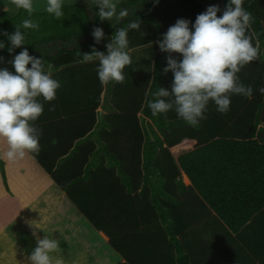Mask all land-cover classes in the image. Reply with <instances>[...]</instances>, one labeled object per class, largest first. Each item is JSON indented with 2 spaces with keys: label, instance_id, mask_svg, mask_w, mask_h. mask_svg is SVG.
I'll use <instances>...</instances> for the list:
<instances>
[{
  "label": "trees",
  "instance_id": "obj_1",
  "mask_svg": "<svg viewBox=\"0 0 264 264\" xmlns=\"http://www.w3.org/2000/svg\"><path fill=\"white\" fill-rule=\"evenodd\" d=\"M82 1L63 3L64 16L59 20L33 11L31 19L39 29L28 30L24 47L43 60L45 71L88 62L98 66L97 57L85 60L84 54H91L93 48L106 54L105 45L117 28H128L132 21L141 24L140 30H129L128 53L150 49L155 56L151 59L154 82L136 109L145 115L139 161L130 166L118 161V168L111 164L109 172L128 192L141 190L152 200L148 202L150 214L143 213L141 222L127 221L124 227L117 226L121 217L106 218L103 227L71 192L77 182L96 179L101 171L88 168L78 173L70 164L60 165L57 161L68 153L50 162L40 150L32 156L121 257L118 264H264V95L258 91L264 87V0H243L252 17L247 34L259 52L250 68L245 65L248 73H240L239 80L253 88L252 97L246 98L245 107L235 106L239 100L232 96L234 105L223 114L210 102L206 118L196 127L178 118L174 110L152 116L148 101L160 87L171 90L173 81L171 72H163L167 54L156 42L179 16L193 20L212 5L220 7V16L228 0H121L117 11L128 10L129 16L119 24L115 17L100 21L97 0ZM1 18L4 32L11 35L29 17L20 9L15 16L4 13ZM96 27L105 36L99 44L92 35ZM21 50L15 49L13 56ZM0 56L5 58L0 68L14 71L9 63L12 56L3 50ZM146 118L154 123L150 128L156 125L161 132L153 133L154 143ZM181 148L188 151L175 157Z\"/></svg>",
  "mask_w": 264,
  "mask_h": 264
},
{
  "label": "crops",
  "instance_id": "obj_2",
  "mask_svg": "<svg viewBox=\"0 0 264 264\" xmlns=\"http://www.w3.org/2000/svg\"><path fill=\"white\" fill-rule=\"evenodd\" d=\"M72 2L63 3H80L77 1L71 4ZM181 18L186 19L187 16H179L175 20ZM129 55L132 65L125 69V79L122 83L102 82L97 75L98 66L92 62L51 72L61 87L57 90L54 101L44 102L41 99L44 111L34 122V126L41 133L40 151L47 162L55 161L59 156L68 153L65 158H59L57 162L60 165L70 164L71 169L78 173L88 168L101 171L96 179L94 177L77 182L71 192L75 200L82 203L89 215L96 218V222L103 227L106 218L114 220V217H121L122 221L118 222L117 226L122 227L127 221L130 224L141 222L143 213L150 214L148 202L152 201L147 200L141 190H136L134 194L128 192L123 182L119 183L113 172H109L111 164L118 168L115 165L118 161L128 166L139 161L141 120L145 119V115L140 110L136 112V109L142 95H148L154 82L151 65L154 51L141 49ZM174 55L179 58L178 54ZM247 67L244 66L238 76L240 73L247 74ZM233 96L235 101L239 100L235 102V106H247L245 97ZM232 102L233 99V106ZM150 123L154 124L152 119L146 118L145 124L151 142L154 143L156 139L153 133L161 132L156 125L150 128ZM7 150V143L0 140V161L2 160L5 170L3 178L12 192L4 190L5 192L0 193V223L3 224V220H6L5 227H0V240L8 235L12 243L17 244L18 253L15 256L13 252L10 253L13 248L7 247L10 246L9 242L7 246L0 244V254L6 258L1 259L4 261L1 264H30L29 257L34 249L29 246L30 243L35 242L32 245H36L37 239L46 236L66 243L70 248L76 244L79 234L81 238L87 235L85 244H82L83 251L85 249L88 252L95 248L98 250L95 255L99 257L94 259L104 255L106 264H118L121 257L106 243L99 231L57 186L32 154L10 161L5 156ZM186 151L188 150L181 148L175 151L174 155L178 158ZM2 176L0 172V178ZM14 207L19 208L18 213H14ZM1 210L6 217L1 214ZM17 215L24 219L22 225L19 221L14 222ZM10 227L14 230L9 229ZM67 230V237H63ZM103 252L106 254H102ZM61 254L56 253L65 264V258L70 253L67 252L64 258Z\"/></svg>",
  "mask_w": 264,
  "mask_h": 264
},
{
  "label": "clouds",
  "instance_id": "obj_3",
  "mask_svg": "<svg viewBox=\"0 0 264 264\" xmlns=\"http://www.w3.org/2000/svg\"><path fill=\"white\" fill-rule=\"evenodd\" d=\"M17 8L27 12L28 17L16 26L14 33H0L7 37V48L14 71L0 68V140L8 145L5 156L8 160L23 158L40 150V130L34 126L43 114L44 102L56 99L61 84L51 72L45 71L43 60L29 54L24 45L28 30H38L39 24L31 19L34 11L33 0H15ZM98 17L101 22L112 21L119 24L121 18L129 16V11H117L113 0H97ZM46 12L59 20L64 16L63 0H47ZM221 12L218 5L209 6L197 15L195 22L178 19L174 25L157 40L162 53H166L164 74L171 72V90L160 87L148 101L152 116L166 115L175 111L178 118L196 127L206 118L209 103L220 113L230 110L233 95L251 98L253 88L240 82L238 73L247 64L258 59V48L247 34L251 14L243 6V0H228ZM141 24L132 21L128 28H117L113 38L105 45L107 52L92 49L84 54L85 60L93 56L99 59L98 78L102 82L122 83L125 69L132 65L128 53L129 30H140ZM94 41L99 44L104 38L102 28L92 32ZM6 48L0 40V51ZM22 49L13 56L15 49ZM174 54H178L176 58ZM5 58L0 56V64ZM30 65V67H29ZM264 95V87L258 89ZM60 249L59 241L37 239L31 251L30 264H63L56 255Z\"/></svg>",
  "mask_w": 264,
  "mask_h": 264
},
{
  "label": "rangeland",
  "instance_id": "obj_4",
  "mask_svg": "<svg viewBox=\"0 0 264 264\" xmlns=\"http://www.w3.org/2000/svg\"><path fill=\"white\" fill-rule=\"evenodd\" d=\"M77 1L83 2L82 0H63V2H72L71 4H74V2H77ZM119 1L120 0H113V2L114 3H117V5H118ZM87 2L89 3L90 0H87ZM33 5H34V9L36 10V12L37 11H41L39 13H46L47 0H33ZM19 11H20V8H17L16 7L15 0H0V33H3L4 32V22H3L2 18H1L2 15L4 13H8L10 16H15ZM0 40H2L5 43V45H6V48L3 51L8 52L7 51V48L10 47V43H9L7 37L4 36V35H0ZM176 155H178V153ZM0 163H1L0 164V172L3 175V168L1 166H4V164L2 163V160L0 161ZM7 186L8 185L6 183V179H4L3 176H2V178H0V193L5 192L4 190H7V192L10 193L11 192V189H9V187H7ZM14 208H15L14 213H18L19 208H16V207H14ZM1 214L4 215V212L2 211ZM3 221H4L3 224L0 223V227H3V226L5 227V221L6 220H3ZM18 221L22 225V222L24 221V219L22 217H20L19 215H17L14 222L16 223ZM9 229H11V227ZM11 230H14V228H12ZM64 235L65 236H63V237H67L68 230L66 231V233ZM86 237H87V235L85 234L83 236V238H81V234H79L77 236V238H76L77 239V242H76L77 245L76 244L75 245L73 244L70 248H68V246H66V243H62V242L59 241V245H60L61 252L60 253L57 252V254L63 253V254H61V256L64 258L66 256V253L67 252L70 253V255L69 256H66V258H65L66 259L65 260V262H66L65 264H106V260L104 258V255H102L100 258L94 259L95 257H99V255H97V256L95 255V252H98L97 249L94 248V250H89L88 252L84 249V251H83L82 246L86 242ZM68 239H65V241L68 240ZM87 240H88V238H87ZM7 242L10 243V246H7ZM33 243H35V242L30 243L29 246L32 247V248H35L36 245H32ZM0 244L2 246L4 245V246L10 247V248L12 247L13 249H11V252L10 253L13 252L12 254L14 256H15V254L18 253V246H17V244L12 243V241L10 240V237L8 235H7V237L5 239L2 237V239L0 240ZM91 248L93 249V247H90V249ZM105 252H106V250H105ZM105 252H103L102 254H104ZM108 255L111 256L110 253ZM19 256L21 258H23L22 257L23 256V253H22V256L21 255H19ZM1 259L6 260V258H4V255H1L0 254V264L2 262H4ZM6 264H10V263L6 262ZM24 264H27V263H24ZM63 264H64V262H63ZM111 264H113V263H111Z\"/></svg>",
  "mask_w": 264,
  "mask_h": 264
}]
</instances>
